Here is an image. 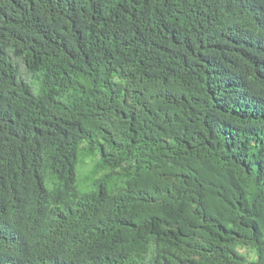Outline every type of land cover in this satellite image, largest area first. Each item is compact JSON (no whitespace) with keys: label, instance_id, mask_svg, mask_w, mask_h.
I'll list each match as a JSON object with an SVG mask.
<instances>
[{"label":"trees","instance_id":"1","mask_svg":"<svg viewBox=\"0 0 264 264\" xmlns=\"http://www.w3.org/2000/svg\"><path fill=\"white\" fill-rule=\"evenodd\" d=\"M0 264H264V0H0Z\"/></svg>","mask_w":264,"mask_h":264},{"label":"rangeland","instance_id":"2","mask_svg":"<svg viewBox=\"0 0 264 264\" xmlns=\"http://www.w3.org/2000/svg\"><path fill=\"white\" fill-rule=\"evenodd\" d=\"M15 65L17 66L18 72L20 76L25 80L31 81V86L36 88V80L32 78L24 69L22 63L20 61H16ZM93 161H95L94 158H83L81 162H79L76 166V178H77V185L78 190L81 193L87 192L89 187L88 184L99 177H101L102 174H92L90 172Z\"/></svg>","mask_w":264,"mask_h":264}]
</instances>
